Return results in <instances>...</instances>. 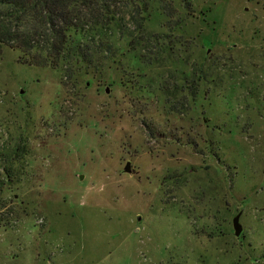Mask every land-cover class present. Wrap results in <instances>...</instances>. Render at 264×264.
<instances>
[{"label":"rangeland","instance_id":"obj_1","mask_svg":"<svg viewBox=\"0 0 264 264\" xmlns=\"http://www.w3.org/2000/svg\"><path fill=\"white\" fill-rule=\"evenodd\" d=\"M153 3L67 84L2 48L0 264H264V0Z\"/></svg>","mask_w":264,"mask_h":264},{"label":"trees","instance_id":"obj_2","mask_svg":"<svg viewBox=\"0 0 264 264\" xmlns=\"http://www.w3.org/2000/svg\"><path fill=\"white\" fill-rule=\"evenodd\" d=\"M153 2L0 0V54L3 47L17 50L20 64L59 70L63 83H70L81 72L95 73L112 61L118 50L115 39H125L132 51H149V41L155 36L145 22ZM162 8L171 15V8ZM154 60L141 54L137 61L150 65ZM161 87L167 100L176 93L166 83ZM20 150L17 147L11 154L15 156ZM5 172L7 179L11 177L8 169Z\"/></svg>","mask_w":264,"mask_h":264},{"label":"water","instance_id":"obj_3","mask_svg":"<svg viewBox=\"0 0 264 264\" xmlns=\"http://www.w3.org/2000/svg\"><path fill=\"white\" fill-rule=\"evenodd\" d=\"M124 172L125 173H130L131 172V169H130V163L127 162L125 167H124ZM240 215L241 213L239 212L234 218H233V221H232V227H233V230H234V235L236 237H238L241 232H242V226L239 222V219H240Z\"/></svg>","mask_w":264,"mask_h":264},{"label":"flooded vegetation","instance_id":"obj_4","mask_svg":"<svg viewBox=\"0 0 264 264\" xmlns=\"http://www.w3.org/2000/svg\"><path fill=\"white\" fill-rule=\"evenodd\" d=\"M239 237H240V236H239ZM239 237H238V238H239Z\"/></svg>","mask_w":264,"mask_h":264}]
</instances>
